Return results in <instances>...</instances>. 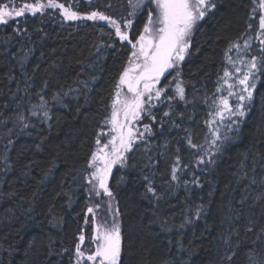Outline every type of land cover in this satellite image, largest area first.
<instances>
[{
    "label": "trees",
    "instance_id": "obj_1",
    "mask_svg": "<svg viewBox=\"0 0 264 264\" xmlns=\"http://www.w3.org/2000/svg\"><path fill=\"white\" fill-rule=\"evenodd\" d=\"M57 2L81 15L131 19L133 36L150 7L131 16L130 0ZM214 2L181 65L185 100L175 97V83H162L174 98L151 109L155 121L146 116L137 124L143 131L150 123L153 135L138 140L109 176L120 210L121 264H264V76L258 74L246 115L233 117L231 131L221 128L228 139L218 142L219 152L206 123L214 96L226 93L217 86L225 69L233 71L227 57L238 55L230 45L253 37L249 52L239 54H259L257 0ZM130 52L105 21L66 20L58 8L0 24V264H73L82 230L87 245V207L95 202L88 163ZM145 176L156 195L147 192Z\"/></svg>",
    "mask_w": 264,
    "mask_h": 264
},
{
    "label": "snow or ice",
    "instance_id": "obj_2",
    "mask_svg": "<svg viewBox=\"0 0 264 264\" xmlns=\"http://www.w3.org/2000/svg\"><path fill=\"white\" fill-rule=\"evenodd\" d=\"M145 4L150 5L147 19L142 30L133 36L130 35V30L133 28L131 19L118 22L98 11L81 15L70 7H66L65 4L58 3L57 0H47V3L35 0L34 3H24L21 6H16L13 0H8L7 3L0 2V24H8L9 20L23 17L26 13L34 16L46 8H58L66 20L105 21L114 29L119 41L131 46L128 63L120 73L115 86L111 114L104 121L108 131L102 130L97 136L95 141L97 148L92 152L88 163V167L92 169L87 178V183L90 185L87 189L89 198L108 197L109 199L106 202L101 199L99 203L87 207V214L92 219L93 231L87 238V245L83 230L78 235L73 264H121L122 229L117 219L120 210L118 207L115 209L112 207L111 201L114 196L109 188V176L115 165L124 166L127 159L125 154L132 151L138 140H142L146 134L153 135L150 123L143 124V131L135 125L146 116L151 121L156 120V117L151 115V109L155 107L152 104L153 100L160 101L162 96H166L168 101L174 98L166 95L167 87L157 85L160 84L161 78L166 79L165 73L171 74L170 70L180 68L181 63L189 55L193 30L198 22L216 7L214 0H135V3L130 0L133 11L129 15L135 16L136 11L143 9ZM258 9V13L256 7L252 11L258 15L255 39L259 41V54L247 58L239 54L241 48L245 54L249 52L253 37L244 39L243 45L231 44L230 49L235 48L238 52L236 59L227 57L233 71L225 69L223 77L220 78L222 83L217 86V92H223L226 87L227 94L220 95L218 98L214 96L212 101L213 111L209 113L212 119L206 123L211 127L210 144L216 152L220 151L222 140L228 139L226 134L222 137L221 128L231 131L232 125L238 123V120H234L233 117L239 118L246 115L247 103L252 101L253 91L256 89L255 81L259 79V76H264V0H259ZM252 18L256 19V16ZM248 28L253 29V25L249 23ZM179 76L180 73L177 71L174 77L176 81L174 91L175 97L183 101L185 88L183 81L178 79ZM232 98L235 103L232 102ZM36 114L33 112V115ZM43 116L46 119L50 118L47 111L43 112ZM163 116H170V112L165 111ZM213 125L215 127H212ZM100 136H108L109 139L101 143ZM188 144L190 148L198 147L192 144L190 139ZM199 163H204L203 157L199 158ZM179 164L180 157L177 156L171 170V178L174 181L178 179ZM144 180L148 181L147 192L156 195V190L147 176ZM102 207L105 209V218L97 223L96 214ZM198 215L199 213L197 217ZM84 222L89 223L87 217ZM185 223H191V221L186 220ZM181 227L184 225L182 224Z\"/></svg>",
    "mask_w": 264,
    "mask_h": 264
},
{
    "label": "rangeland",
    "instance_id": "obj_3",
    "mask_svg": "<svg viewBox=\"0 0 264 264\" xmlns=\"http://www.w3.org/2000/svg\"><path fill=\"white\" fill-rule=\"evenodd\" d=\"M133 3H135V0H134V2ZM258 3H259V0H257V10H258V12H259V9H258ZM193 34V33H192ZM191 38V37H190ZM183 63V62H182ZM182 63H181V65H182ZM181 65H180V68L178 69V70H170V73L171 74H169V73H165V77H166V79L165 78H161V81H160V84L159 85H157L158 87H160L161 86V84L162 83H166V86L168 87V83H176V81L174 80V77H176V74H177V71H179V73H180V76H179V80H182L181 79V71H180V69H181ZM183 81V80H182ZM231 82V81H230ZM186 82H183V84H185ZM226 90V89H225ZM227 94V92L225 93V95ZM162 99H164V96H162L161 97V100ZM161 100L160 101H155V100H153L152 101V104L153 105H157L158 104V102H161ZM160 104V103H159ZM138 123H136V125H135V127H137L138 128V125H137ZM106 131H104V132H107L108 131V127L106 126ZM100 139H101V143H105V142H107V140L109 139V137L108 136H100ZM96 148H97V146H96ZM127 154V153H126ZM125 154V155H126ZM118 165H120V164H117V165H115L114 167H113V169L115 168V167H117ZM112 169V170H113ZM90 171H92V169H90ZM89 171V172H90ZM109 181V180H108ZM89 187H90V185H89ZM92 199H94L95 200V202H94V204L95 203H99L100 201H101V199L103 200V201H108V197H102V198H95V197H93ZM111 203H112V207L115 209L116 208V204L113 202V200L111 201ZM93 204V205H94ZM92 205V206H93ZM105 218V209L102 207L98 212H97V214H96V222L97 223H100V222H102V220ZM117 219H118V217H117ZM119 220V219H118ZM90 228L88 227V231H90L89 230Z\"/></svg>",
    "mask_w": 264,
    "mask_h": 264
}]
</instances>
